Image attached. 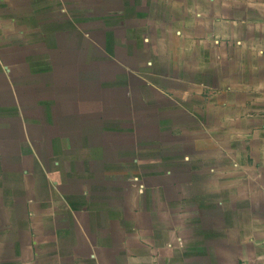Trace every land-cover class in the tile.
<instances>
[{
	"label": "crops",
	"instance_id": "0c3cea01",
	"mask_svg": "<svg viewBox=\"0 0 264 264\" xmlns=\"http://www.w3.org/2000/svg\"><path fill=\"white\" fill-rule=\"evenodd\" d=\"M0 264H264V0H0Z\"/></svg>",
	"mask_w": 264,
	"mask_h": 264
}]
</instances>
